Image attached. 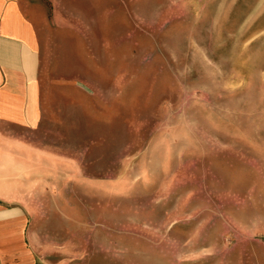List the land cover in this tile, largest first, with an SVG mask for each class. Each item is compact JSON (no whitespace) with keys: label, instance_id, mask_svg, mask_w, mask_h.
Instances as JSON below:
<instances>
[{"label":"rangeland","instance_id":"rangeland-1","mask_svg":"<svg viewBox=\"0 0 264 264\" xmlns=\"http://www.w3.org/2000/svg\"><path fill=\"white\" fill-rule=\"evenodd\" d=\"M23 1L46 120L4 189L44 261L264 264V0Z\"/></svg>","mask_w":264,"mask_h":264},{"label":"crops","instance_id":"crops-1","mask_svg":"<svg viewBox=\"0 0 264 264\" xmlns=\"http://www.w3.org/2000/svg\"><path fill=\"white\" fill-rule=\"evenodd\" d=\"M40 71L33 8L23 0H0V264H49L31 243L30 210L21 193L4 189L7 155L15 159L21 142L46 120Z\"/></svg>","mask_w":264,"mask_h":264}]
</instances>
